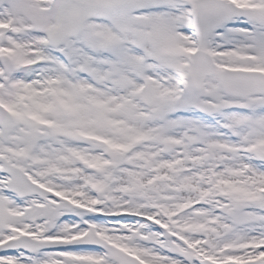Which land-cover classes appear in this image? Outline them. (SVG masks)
<instances>
[{"label":"snow or ice","instance_id":"snow-or-ice-1","mask_svg":"<svg viewBox=\"0 0 264 264\" xmlns=\"http://www.w3.org/2000/svg\"><path fill=\"white\" fill-rule=\"evenodd\" d=\"M0 264H264V0H0Z\"/></svg>","mask_w":264,"mask_h":264}]
</instances>
